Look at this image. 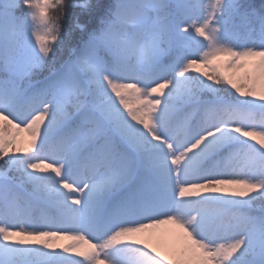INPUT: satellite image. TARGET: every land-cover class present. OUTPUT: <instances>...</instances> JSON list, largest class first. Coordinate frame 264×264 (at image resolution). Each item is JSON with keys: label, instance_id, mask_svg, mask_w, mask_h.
Returning a JSON list of instances; mask_svg holds the SVG:
<instances>
[{"label": "snow or ice", "instance_id": "snow-or-ice-1", "mask_svg": "<svg viewBox=\"0 0 264 264\" xmlns=\"http://www.w3.org/2000/svg\"><path fill=\"white\" fill-rule=\"evenodd\" d=\"M65 7L0 3V264H264V0H109L58 59Z\"/></svg>", "mask_w": 264, "mask_h": 264}, {"label": "trees", "instance_id": "trees-1", "mask_svg": "<svg viewBox=\"0 0 264 264\" xmlns=\"http://www.w3.org/2000/svg\"><path fill=\"white\" fill-rule=\"evenodd\" d=\"M261 0H255V3L259 4ZM70 0H64V4L68 5ZM94 9L91 14L88 12L82 11L80 8H72V7H65L64 17L60 21L62 28L66 34H70L69 36L66 35L65 43L56 49V57L58 59H65L68 56V47L70 44H75L84 33L77 28V24H84L94 25L97 22V16L100 12L103 11V7L109 3V0H91ZM99 3L101 6L99 9H96L95 6ZM28 9L24 7H20L17 10V15H25L28 13ZM61 9H57L52 14L53 15H60ZM31 26V25H30ZM8 170V164L6 159L0 160V172H6ZM9 176L16 177L17 180L19 179V175L15 172H8Z\"/></svg>", "mask_w": 264, "mask_h": 264}, {"label": "rangeland", "instance_id": "rangeland-1", "mask_svg": "<svg viewBox=\"0 0 264 264\" xmlns=\"http://www.w3.org/2000/svg\"><path fill=\"white\" fill-rule=\"evenodd\" d=\"M1 1V3L3 2V0H0Z\"/></svg>", "mask_w": 264, "mask_h": 264}]
</instances>
